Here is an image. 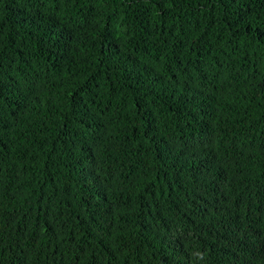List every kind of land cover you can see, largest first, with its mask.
<instances>
[{
  "label": "trees",
  "instance_id": "1",
  "mask_svg": "<svg viewBox=\"0 0 264 264\" xmlns=\"http://www.w3.org/2000/svg\"><path fill=\"white\" fill-rule=\"evenodd\" d=\"M0 264H264V0H0Z\"/></svg>",
  "mask_w": 264,
  "mask_h": 264
}]
</instances>
